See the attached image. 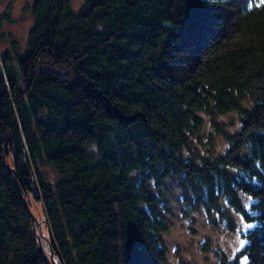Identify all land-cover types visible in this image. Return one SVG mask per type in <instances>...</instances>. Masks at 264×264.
<instances>
[{
    "label": "trees",
    "instance_id": "obj_1",
    "mask_svg": "<svg viewBox=\"0 0 264 264\" xmlns=\"http://www.w3.org/2000/svg\"><path fill=\"white\" fill-rule=\"evenodd\" d=\"M32 12L25 48L0 50V143L21 187L0 157V264H48L24 196L58 264H192L165 238L177 188L246 241L216 245L210 264H264V2L34 0Z\"/></svg>",
    "mask_w": 264,
    "mask_h": 264
},
{
    "label": "rangeland",
    "instance_id": "obj_2",
    "mask_svg": "<svg viewBox=\"0 0 264 264\" xmlns=\"http://www.w3.org/2000/svg\"><path fill=\"white\" fill-rule=\"evenodd\" d=\"M34 0H0V11H7V17L0 28V50L12 48L11 40L17 39L18 45L23 50L26 46L29 30L34 22L32 4ZM73 5L79 7L84 0H72ZM48 175L53 179L56 175L47 167ZM180 190L177 188L176 197H173L171 209L170 230L165 238L171 259L177 263L181 258L192 264H210L214 260V247L235 250L240 245L238 234L225 230L212 228L205 215L188 209L180 200ZM33 209L39 219L46 225L44 210L40 204H35ZM48 236L50 234L49 227ZM211 238L213 246L210 249L201 247Z\"/></svg>",
    "mask_w": 264,
    "mask_h": 264
},
{
    "label": "water",
    "instance_id": "obj_3",
    "mask_svg": "<svg viewBox=\"0 0 264 264\" xmlns=\"http://www.w3.org/2000/svg\"><path fill=\"white\" fill-rule=\"evenodd\" d=\"M5 141H6V139H5ZM5 141H4V143H0L1 149H2V153H0V157L2 158L3 163H4L3 154L7 153V150H8V148L5 147ZM6 166L9 169H11L12 178L16 182V187L18 189V192H20L21 187H20L19 183L17 182L14 168L10 167L8 165H6ZM21 197H22V195H21ZM22 200H23V202H24V204L28 210L30 222H31V230H32L33 235L35 236L37 243H38V246L36 247L35 250H38L42 253L43 257L46 259L48 264H58L56 262V255H55V253L52 250L51 245H50V241L48 238V229H47L46 223L43 220H41V221L38 220V218L36 217V215L32 211L31 207L29 206L25 196H24V199L22 198ZM35 223H37L38 225H36Z\"/></svg>",
    "mask_w": 264,
    "mask_h": 264
},
{
    "label": "snow or ice",
    "instance_id": "obj_4",
    "mask_svg": "<svg viewBox=\"0 0 264 264\" xmlns=\"http://www.w3.org/2000/svg\"><path fill=\"white\" fill-rule=\"evenodd\" d=\"M261 2H264V0H261ZM249 201H251V198H248ZM241 221H243V217H241ZM253 226L251 224H245L243 225V229L244 231H247L248 229H251ZM239 231V229H238ZM246 243V241H241L240 247L243 248L244 244ZM237 251H239V249H237ZM247 261V257H245V262Z\"/></svg>",
    "mask_w": 264,
    "mask_h": 264
}]
</instances>
